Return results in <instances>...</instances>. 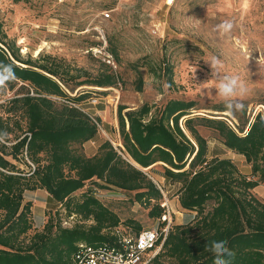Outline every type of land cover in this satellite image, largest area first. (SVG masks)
Returning a JSON list of instances; mask_svg holds the SVG:
<instances>
[{"label":"trees","instance_id":"16d2710c","mask_svg":"<svg viewBox=\"0 0 264 264\" xmlns=\"http://www.w3.org/2000/svg\"><path fill=\"white\" fill-rule=\"evenodd\" d=\"M6 37L0 20V70L11 67L15 79L7 85L14 88L20 84V89L26 90L14 101L22 103L27 127L24 130L18 118L0 115V264H76L81 243L112 242L117 227L132 229L134 225V231H141L134 219L122 223L93 189L79 198L73 194L97 179L100 187L136 191V200L150 207V217L159 219L165 211L163 194L143 170L154 171L157 165L162 166L166 178L181 184L182 208L196 214L194 222L172 228L163 249L149 264H163L164 256L174 264H214L213 254L205 246L221 240H227L235 253L229 264H264V202L251 191L264 182L261 111L246 126H233L222 117L193 115L194 100L172 98L155 113L148 103L125 112L126 106L120 105L119 151L101 136V120L77 105L88 93L70 96L65 90L71 83L74 88L114 86V73L91 79L84 69L71 70L50 55L25 59L7 46ZM151 71L165 76L169 85L174 83L171 64L165 62L158 70L152 66ZM142 88L140 78L137 89ZM56 96L68 99L70 110L64 116L51 108ZM201 125L215 129L227 148L242 155L253 177L243 173L230 157H209L208 139L198 129ZM13 132L15 141L8 146V135ZM91 141L99 143L98 151L91 155L76 146ZM37 189L46 190L63 206L64 222L73 223L65 225L50 215L44 227L29 236L33 210L25 192ZM210 201L214 205L207 211ZM76 217L91 222H76Z\"/></svg>","mask_w":264,"mask_h":264},{"label":"rangeland","instance_id":"374dc122","mask_svg":"<svg viewBox=\"0 0 264 264\" xmlns=\"http://www.w3.org/2000/svg\"><path fill=\"white\" fill-rule=\"evenodd\" d=\"M104 12H110V17H105ZM0 20L7 34V46L17 50L22 58L50 55L71 70L84 69L91 79L114 73L117 82L114 86L85 84L74 88L76 85L71 83L65 90L70 96L88 93L77 105L101 120V136L119 151L120 105L126 106L125 112L148 103L155 113L172 98L194 100L193 115L222 117L233 126H246L259 111L264 115V0H0ZM226 21L233 27L223 34L218 25ZM104 38L107 43L102 48ZM212 57L222 61L219 76L238 74L245 81L248 93L238 98L245 106L243 111L229 113L225 101L216 94L214 86L219 77H212L209 62ZM165 62L174 69L172 85L165 76L151 71L152 66L158 70ZM140 78L141 91L137 89ZM21 91L26 90H21L18 84L14 88L7 85L0 92V115L20 119L26 130L22 103L14 101L23 95ZM52 99L54 113L61 116L69 113L66 96ZM198 129L208 139L209 157H230L243 173L253 177L245 158L227 148L215 129L202 125ZM8 136L6 143L10 146L15 133ZM98 144L91 141L76 146L91 155L98 151ZM15 163L30 170L22 162ZM29 164L34 165L31 161ZM146 172L160 188L162 199L168 201L173 227L194 222L196 213L180 204L181 184L166 178L161 165ZM96 181H88L73 194L75 198L93 189L122 223L134 219L142 228L159 223L158 218L150 217V207L136 200V191L100 187ZM251 191L264 202V182ZM25 200L32 202L33 210L29 236L41 230L50 215L62 222L66 219L64 207L44 189L26 191ZM213 205L214 201H210L207 211ZM74 220L91 222L81 217ZM64 224L69 225L66 221ZM132 230H137L134 225ZM161 263L174 264L167 256L161 258Z\"/></svg>","mask_w":264,"mask_h":264},{"label":"built area","instance_id":"2783aa9c","mask_svg":"<svg viewBox=\"0 0 264 264\" xmlns=\"http://www.w3.org/2000/svg\"><path fill=\"white\" fill-rule=\"evenodd\" d=\"M110 17V12H104ZM106 46V39L103 40ZM111 63V60H108ZM97 101V100H94ZM72 103V102H70ZM100 127V124H99ZM165 208L154 227H145L136 232L132 229L115 228L112 242L99 245L81 243L75 255L76 264H149L163 249L164 243L173 228V214L167 199L161 203ZM66 224H70L66 221Z\"/></svg>","mask_w":264,"mask_h":264},{"label":"clouds","instance_id":"9594fccd","mask_svg":"<svg viewBox=\"0 0 264 264\" xmlns=\"http://www.w3.org/2000/svg\"><path fill=\"white\" fill-rule=\"evenodd\" d=\"M232 27L233 25L227 21L218 25V29L223 34L229 33ZM209 62L212 68V77H219L216 80L214 89L216 90V94L225 101L229 113L243 111L245 106L238 98L244 97L248 93V87L245 81L238 74L219 76L222 61L217 57H212ZM195 72L196 68L194 69V74ZM14 79L15 74L11 67L5 66L3 70H0V92H3L8 82ZM205 250L213 254L214 264H229V258L235 255L228 247L227 240L212 241L209 245L205 246Z\"/></svg>","mask_w":264,"mask_h":264},{"label":"water","instance_id":"95a60500","mask_svg":"<svg viewBox=\"0 0 264 264\" xmlns=\"http://www.w3.org/2000/svg\"><path fill=\"white\" fill-rule=\"evenodd\" d=\"M141 168V167H140ZM147 168L143 169V170H146Z\"/></svg>","mask_w":264,"mask_h":264},{"label":"crops","instance_id":"0c3cea01","mask_svg":"<svg viewBox=\"0 0 264 264\" xmlns=\"http://www.w3.org/2000/svg\"><path fill=\"white\" fill-rule=\"evenodd\" d=\"M40 190V189H39ZM41 190H43V189H41ZM26 193V192H25ZM49 194V193H48Z\"/></svg>","mask_w":264,"mask_h":264}]
</instances>
